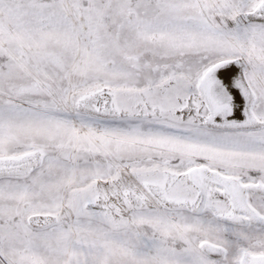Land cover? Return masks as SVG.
I'll list each match as a JSON object with an SVG mask.
<instances>
[{
    "label": "snow or ice",
    "instance_id": "6c2138e0",
    "mask_svg": "<svg viewBox=\"0 0 264 264\" xmlns=\"http://www.w3.org/2000/svg\"><path fill=\"white\" fill-rule=\"evenodd\" d=\"M0 264H264V0H0Z\"/></svg>",
    "mask_w": 264,
    "mask_h": 264
}]
</instances>
